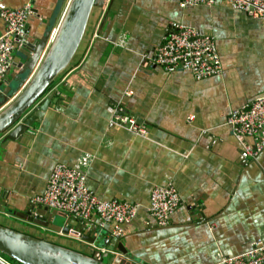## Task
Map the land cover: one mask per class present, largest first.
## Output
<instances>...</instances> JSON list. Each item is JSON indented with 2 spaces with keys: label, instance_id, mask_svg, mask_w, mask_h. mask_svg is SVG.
<instances>
[{
  "label": "crops",
  "instance_id": "0c3cea01",
  "mask_svg": "<svg viewBox=\"0 0 264 264\" xmlns=\"http://www.w3.org/2000/svg\"><path fill=\"white\" fill-rule=\"evenodd\" d=\"M69 1L0 0V12L30 6L25 26L33 46L52 26L40 62ZM179 4L106 0L92 10L70 66L39 101L52 98L40 119L25 132L0 137V225L36 237L27 229L39 231V238L86 255L97 251L79 237L93 235L79 222L69 221L67 234H57L29 222L38 215L27 212L55 164L71 167L88 155L87 185L98 198L140 206L120 240L129 254L123 264H219V254L238 255L264 243V151L243 159L226 124L231 110L264 96V21L225 4ZM170 23L213 38L221 74L197 81L187 71L151 65ZM5 30L0 18V35ZM23 48L14 50L0 93L25 65ZM119 105L146 128L147 138L109 126ZM169 183L182 207L159 227L147 212L150 192ZM58 214L52 221L65 225L68 217ZM99 223L95 216L91 225ZM102 228L108 237L109 228Z\"/></svg>",
  "mask_w": 264,
  "mask_h": 264
},
{
  "label": "built area",
  "instance_id": "2783aa9c",
  "mask_svg": "<svg viewBox=\"0 0 264 264\" xmlns=\"http://www.w3.org/2000/svg\"><path fill=\"white\" fill-rule=\"evenodd\" d=\"M221 4L234 11H241L253 19L264 21V0H180L179 6L211 8ZM30 14V6L0 12V18L6 23V30L0 35V88L4 84L14 50L29 43L25 25ZM170 29V33L156 50L151 65L160 67L167 73L187 71L197 81L221 74V60L213 38L203 37L197 30L183 24L170 23ZM97 36L98 34L95 35ZM226 124L241 146V157H257L264 151V96L256 97L244 106L231 110ZM109 126L123 128L141 138H147L148 135L146 128L137 124L135 118L125 113L120 105L114 108ZM245 139L252 143H246ZM89 161V156L85 155L71 167L55 164L52 176L46 181L45 190L31 198L30 203L48 207L69 219L82 220L87 223V231L94 228L88 222H92L96 216L101 226L98 229L102 231V227L109 228L108 238L120 241L124 227L135 220L140 206L124 200L98 198L87 186L85 169L89 166ZM181 207L182 200L172 183L152 188L147 212L156 226L169 225L171 217ZM96 250L98 260L109 254L118 256L117 252L107 248ZM0 263L7 264L1 254ZM218 263L264 264V243L256 241L248 251L238 255L219 254Z\"/></svg>",
  "mask_w": 264,
  "mask_h": 264
},
{
  "label": "water",
  "instance_id": "95a60500",
  "mask_svg": "<svg viewBox=\"0 0 264 264\" xmlns=\"http://www.w3.org/2000/svg\"><path fill=\"white\" fill-rule=\"evenodd\" d=\"M105 1L70 0L55 37L40 62L39 56L53 30L52 26L45 27L36 46L29 43L24 46V60L27 59L25 65L18 68L16 77L0 93V137L6 133L25 132L31 128L34 120L40 119L52 99L48 96L41 103V97L54 80L70 66L82 42L92 10L103 8ZM30 50L34 51L30 53ZM4 211L2 209L1 212ZM27 212L38 215L37 219L30 218L29 222L52 233L67 234L69 221L79 222L82 230L88 229L86 222L69 218H66L65 225L55 224L52 220L60 215L48 207L31 204ZM90 233L93 235L89 238L82 234H79V237L91 244L95 243L97 249L116 250L118 256L114 258L115 256L109 254L98 260V252L86 255L3 225H0V254L16 264H123L121 260L129 257L121 241L106 237V233L96 227L92 228ZM106 256L110 261L103 263Z\"/></svg>",
  "mask_w": 264,
  "mask_h": 264
},
{
  "label": "rangeland",
  "instance_id": "374dc122",
  "mask_svg": "<svg viewBox=\"0 0 264 264\" xmlns=\"http://www.w3.org/2000/svg\"><path fill=\"white\" fill-rule=\"evenodd\" d=\"M113 127V126H112ZM116 127V126H115ZM119 128V127H118ZM58 164H62V163H57V165ZM62 165H64V166H67V165H65V164H62ZM55 167V166H54ZM54 167H52V169L50 170V172H49V174H48V177H51L52 176V173H53V168ZM68 167V166H67ZM48 177H47V179H48ZM47 179H46V181H47ZM86 180H87V177H86ZM170 184V183H169ZM168 185V184H167ZM88 186V185H87ZM165 186V185H164ZM90 189V188H89ZM92 191V190H91ZM93 192V191H92ZM94 193V192H93ZM34 197V196H33ZM32 197V198H33ZM63 220L62 219H60V218H57L56 220H55V222L56 223H61ZM82 223H85L84 221L82 222ZM88 223H90L91 224V222L89 221ZM29 232H33V234H35V235H37V236H39L40 237V234H39V231H35V230H31V229H27ZM36 232V233H35ZM93 251L92 250H87V253H92ZM110 261V258L108 257V256H106V257H104L103 258V263H108Z\"/></svg>",
  "mask_w": 264,
  "mask_h": 264
},
{
  "label": "trees",
  "instance_id": "16d2710c",
  "mask_svg": "<svg viewBox=\"0 0 264 264\" xmlns=\"http://www.w3.org/2000/svg\"><path fill=\"white\" fill-rule=\"evenodd\" d=\"M6 258V257H5ZM7 259V258H6ZM9 260V259H8ZM9 261H11V260H9ZM12 263H14V264H16L15 262H13V261H11Z\"/></svg>",
  "mask_w": 264,
  "mask_h": 264
}]
</instances>
